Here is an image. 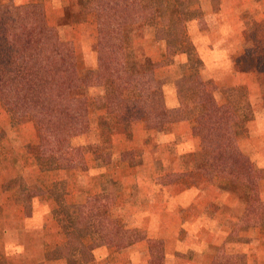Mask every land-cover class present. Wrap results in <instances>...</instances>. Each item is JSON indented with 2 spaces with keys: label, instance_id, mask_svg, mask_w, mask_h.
I'll return each instance as SVG.
<instances>
[{
  "label": "crops",
  "instance_id": "crops-1",
  "mask_svg": "<svg viewBox=\"0 0 264 264\" xmlns=\"http://www.w3.org/2000/svg\"><path fill=\"white\" fill-rule=\"evenodd\" d=\"M0 3H41L49 26L59 29L63 19L78 22L92 29L84 34V41L91 34L96 37L93 16L85 15L77 0ZM219 6L215 14H204L209 30L200 31L197 21H191L188 36L199 58L201 78L218 91L233 88L238 96L242 92L239 97L250 103L253 119L234 128L237 146L256 168L264 170V90L254 70L255 47L264 43V0H219ZM245 13L251 17H243ZM216 17L219 24L214 28ZM249 18L258 26L255 42L248 38ZM93 40L86 50L74 45L77 66L96 67ZM151 45L156 52L151 59L158 62L161 50ZM189 60V55L179 54L173 64L160 69V76L168 77L163 88L167 108L178 106L177 91L192 80L187 73L184 80L173 73L177 66L189 67ZM216 100L224 99L216 93ZM98 115L103 117L102 126L96 130L91 124L88 131L107 132L105 140H88L87 134L76 140L92 146L94 152L86 153L72 168L43 171L31 157V148L38 144L35 125L12 124L0 103V264H67L64 258L46 261L48 252L67 242L55 212L62 211L61 206L77 212L98 196L114 198L110 212L123 227L124 243L94 247L86 264H264V225L239 227L246 210L242 191L232 183L219 187L197 170L205 157L191 119L166 124L161 132L148 130L139 119L132 122L127 136L105 107ZM96 145L106 150L95 152ZM105 151L110 152L109 158ZM31 179L39 192L32 196L28 221L19 201L24 191L13 184ZM258 196L264 202V178L258 183ZM11 232L18 240L12 241ZM155 242L161 246L158 256L152 249ZM82 243L89 247L92 239L86 236Z\"/></svg>",
  "mask_w": 264,
  "mask_h": 264
},
{
  "label": "trees",
  "instance_id": "trees-1",
  "mask_svg": "<svg viewBox=\"0 0 264 264\" xmlns=\"http://www.w3.org/2000/svg\"><path fill=\"white\" fill-rule=\"evenodd\" d=\"M202 1L208 0H77L81 11L94 18L97 84L108 87L103 103L118 127L129 136L132 122L139 119L156 132L166 124L191 119L193 134L206 151L204 164L197 170L219 187L232 183L242 191L246 210L240 228L264 225V202L258 196L264 170L239 151L234 129L254 117L247 99L233 88L218 91L195 67L189 76L192 80L177 91L178 106L163 104L168 77H161L160 69L173 64L179 54L197 58L188 24L202 17ZM140 26L161 50L160 61L139 57L133 50V32ZM246 28L248 38L257 41V23L249 18ZM254 70L264 90V53L255 56ZM86 89L73 42L45 22L43 5L0 3V103L12 124L30 121L35 125L38 144L31 157L43 171L72 168L86 153L94 152L92 146L76 142L88 129L83 114L89 101ZM127 91L134 93L129 100ZM216 93L223 102L216 100ZM94 148L95 152L106 150V146ZM105 155L109 158L110 152ZM113 204L112 196H98L77 212L61 206L55 216L67 242L48 252L46 261L64 258L67 264H86L94 247L122 245L124 230L110 212ZM86 236L92 239L89 247L82 243ZM152 245L158 256L160 243Z\"/></svg>",
  "mask_w": 264,
  "mask_h": 264
},
{
  "label": "rangeland",
  "instance_id": "rangeland-1",
  "mask_svg": "<svg viewBox=\"0 0 264 264\" xmlns=\"http://www.w3.org/2000/svg\"><path fill=\"white\" fill-rule=\"evenodd\" d=\"M217 0L213 1V0H208V1H202L200 8L202 10V17L199 20H194L197 21V27L199 28L200 31H205V30H209L208 28V21L207 18L204 17V14L207 11H211L212 13H216L219 11L220 6H219V0L218 2ZM73 9V8H72ZM75 16H77L76 13H74ZM248 18L251 17V15H249L248 13H245L243 15V17ZM242 17V19H243ZM217 19V17H216ZM76 19H74L75 21ZM45 22L47 23L46 19ZM215 22V23H214ZM248 22V20L246 21ZM245 22V24H246ZM211 23V22H210ZM83 24V22L81 23ZM213 27L217 28L219 24L218 19L213 21ZM93 25L95 26V28L93 27V31L96 30V25L94 23L93 20ZM190 27V23L188 24ZM60 26L61 28H59V32L62 38H64L65 40H70L73 42V44L78 47V49H84L85 48H89L91 45V41L92 38L93 40V45H94V50L96 51V37L91 34L90 37L91 38H87L86 41H84L85 39L84 34H87L88 32L92 31L91 27L87 26H82L80 25L78 22H66L64 21V19L60 22ZM212 26V25H211ZM149 31L144 27V26H140L137 27L134 32H133V42H132V48L133 50L136 51L137 56L139 57H146L147 59H151L152 56H154V54L156 55V52L154 51V47L151 45L150 46V41H149ZM96 34V32H95ZM252 36H250L249 39H251ZM263 38V42H264V35L262 36ZM255 52H257L258 54H263L264 53V43L263 46L260 48L259 45H257L255 47ZM83 55V56H82ZM86 54L84 52H82L80 54L81 57H84ZM79 55H77L78 58ZM81 57L79 59H81ZM190 57V62L189 64H187L189 67L186 68V65H183V67L181 66H177L178 69L175 70L174 76H181V79L184 80L185 79V74L187 73L188 75H192L194 73V68L197 67V69L199 68L200 64L198 59L196 57H194L193 55H189ZM197 64V65H196ZM78 67V71L80 76L82 77L85 85H87V89H86V93H87V97L89 99L88 101V105H87V109H85L84 111V119L88 120V129L90 127L91 124H95L97 126L96 130H98V127L100 126L101 122L103 121V117H101L100 115H98V111L100 109H104L105 104L103 103V99L105 96V92L107 91L108 87L107 85H101V84H97L98 83V76H97V65L96 67L93 66L92 69H90L88 66V68H85V66H77ZM184 76V77H183ZM183 77V78H182ZM191 77V76H190ZM133 92L132 91H127L125 96L126 99L129 100L132 98L133 96ZM240 94H242V92H239V96ZM165 102H163L164 104ZM124 107V104L123 106ZM121 107V108H122ZM89 119L91 120V123H89ZM102 126V124H101ZM86 130H82V134L81 137L85 134L86 138L89 139H100V140H105L104 135L107 134V132H103L100 131V134L95 133H91L90 131ZM101 136V137H100ZM85 139V138H84ZM200 142L201 139L199 138ZM80 141L82 142L83 139H80ZM202 145V143H201ZM34 148V146H33ZM31 148V150L33 149ZM33 151V150H32ZM202 156L205 157L206 151L202 150ZM32 175V174H31ZM33 179H31V181L29 182H20V181H16L13 186L18 188L20 191H24L25 195H21L22 197H19V201L22 202V204L24 205V208L26 210V215L28 218V221H30V217H31V212H30V206H31V199L32 196L35 194V192H39L36 191L34 189V184H32ZM33 236L35 235L34 231L32 232ZM10 237L12 239V241L18 240L19 236H16L14 232L10 233ZM22 238V237H21Z\"/></svg>",
  "mask_w": 264,
  "mask_h": 264
}]
</instances>
